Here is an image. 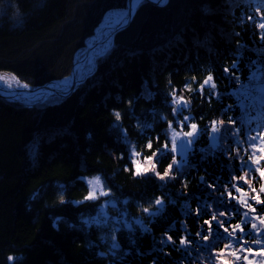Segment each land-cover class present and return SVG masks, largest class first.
Instances as JSON below:
<instances>
[{"label": "trees", "instance_id": "obj_1", "mask_svg": "<svg viewBox=\"0 0 264 264\" xmlns=\"http://www.w3.org/2000/svg\"><path fill=\"white\" fill-rule=\"evenodd\" d=\"M126 1L0 0V72L32 86L64 78L104 14ZM261 22L264 0H143L69 96L30 106L0 97V264H9V254L17 258L13 264H220L221 250L223 259L242 264L241 245L264 246L252 243L264 242V230L252 229L245 215L253 212L228 197H239L233 185L241 186L255 213L264 214L251 189L235 179L248 171L252 187L263 183L248 156L251 137L262 133L264 102L256 93L242 105L237 95L256 85L258 73L264 83ZM125 52L132 57L120 62ZM208 75L216 88L201 93ZM173 91L189 102L175 115ZM186 114L201 130L189 166L171 153L167 132L169 122L181 129L177 121ZM213 122L222 127L216 148ZM165 143L169 151L160 158L155 154ZM130 146L141 160L152 157L161 174L173 156L181 170L166 181L135 176ZM93 175L110 195L85 201V177ZM106 199L117 204L101 222H88ZM156 199L163 212L153 217Z\"/></svg>", "mask_w": 264, "mask_h": 264}, {"label": "snow or ice", "instance_id": "obj_2", "mask_svg": "<svg viewBox=\"0 0 264 264\" xmlns=\"http://www.w3.org/2000/svg\"><path fill=\"white\" fill-rule=\"evenodd\" d=\"M165 2H166V0H159V3H161V4H163ZM258 27H259V29L264 30V22L259 23ZM260 39H261V41H264V34L260 35ZM234 68H236L235 63H233V65H232V69H234ZM232 69L225 68L224 69L225 74L230 73L232 71ZM2 79H3V77L0 76V80H2ZM13 79H15V77H13ZM213 81H214L213 76L208 75V77L199 86L200 92L203 93L205 86H208V85H210V87L212 89H215L216 84ZM24 87H27V85H24ZM171 96H172L171 103L174 105V107L172 108V112L174 115L182 112L186 107H188L189 102L187 100H185V98L183 96L177 97L175 91H173L171 93ZM114 115H115L116 120L119 121L121 118L120 113L116 112ZM188 121H189V117H187V116L183 117L182 120L177 121V124L181 129H183L184 126L187 125L188 130L183 131V137L178 142L177 137L180 136V133L176 132L175 129H173V136L171 139V149H170L171 153L181 152V145H183L182 155L184 156V160H183L184 166H189L188 157L192 155V151H193L192 146L196 143V138L201 134V130L198 129V125L196 123H188ZM219 123L221 125L224 124L223 121H220ZM169 128H173L172 122H169ZM203 132H204V134H207L208 129H204ZM211 132H212L214 138L217 136V134H219L221 132V129L217 128L216 122H213ZM228 134L234 135L231 132H229ZM256 139L257 138L255 136L251 137V140L253 141L251 146L256 153H259V155H249L248 156V160L251 161V165L249 166V170L250 171L254 170L255 173L258 174L259 180L264 181V166H260L261 162H264V146L255 144ZM260 139L264 140V135H262L260 137ZM147 147L151 148L152 144L149 143L147 145ZM213 147L216 148L217 145L214 144ZM168 151H169V145H168V143H165L164 149L158 150L155 155L162 158L163 154L168 153ZM133 155L139 156L140 154L138 152H134ZM246 163H247L246 161L243 162L241 164V167L243 168ZM132 165H133V170H134L133 174L135 176H147L148 173H152L153 176L157 177L160 181H166V178H174V176H172L174 168L177 172H179L181 170L180 162L177 160V158L175 156H173L172 163H170L168 165L167 169L163 172V174H161L160 172H158L156 170V164L153 162L152 157L147 158V166H145L139 160H136V159L132 160ZM248 175H249V172L245 171L243 175L235 177V179L237 180L238 183L242 181L243 184L247 185L248 188L251 189V193H253V195H251V199L253 201H255L256 205H264V198L261 197V194L264 193V183H261L259 189L257 190V188L252 187L253 181L248 178ZM87 184H88L90 190L88 191V194L84 197L85 201L97 200V199H99L100 196H109L110 195L109 191L104 190L102 183H101V178L99 176L95 177L94 179L87 180ZM233 186L235 187V191L237 193H239L240 196L236 197V196H233V194L231 192H228L229 202L231 200H236L240 205L247 207L249 209V211L255 213L257 211V209L255 207H253V205L250 204L247 199H244V197H248L250 195V193L248 191H245V189L241 186H236V185H233ZM60 202L61 203L65 202L63 197L60 198ZM155 205L157 206L156 210L154 212L150 213V215L153 217L158 216L163 212V202L161 199H156ZM205 206L207 207V205H205ZM144 211L149 212L150 210L145 208ZM219 215L222 216V215H224V213L220 212ZM245 215H247V213H245ZM212 219L213 220L217 219V215L215 213L213 214ZM255 219L259 220L260 225H264V216H256ZM256 227H257L256 224L252 225V229H256ZM235 229H239V231L241 233L244 232V229L239 224L234 226V230ZM224 231L227 232L228 229L225 228ZM229 235L231 236L232 234L229 233ZM203 239L205 241H207L209 239V237L207 235H205L203 237ZM167 240L169 242H171L172 237L168 236ZM187 243H188V241L185 239H182L180 241L181 245H186ZM252 243L256 244V245H262V243H264V242H262L260 239H253ZM241 248L243 249V251L248 253V255L243 256V260H244L245 264H264V259H261L257 262L256 260L249 258L250 256H252V257H264V246H261L258 249H253L251 247L244 248L243 245H241ZM229 254L231 256L235 257V259L237 261H239L241 259V257L237 254V251H232ZM224 255H225L224 250H221L218 254V259L220 260V264H233L232 261H229L227 259H223L222 257H224ZM16 259L17 258H15V260Z\"/></svg>", "mask_w": 264, "mask_h": 264}, {"label": "rangeland", "instance_id": "obj_3", "mask_svg": "<svg viewBox=\"0 0 264 264\" xmlns=\"http://www.w3.org/2000/svg\"><path fill=\"white\" fill-rule=\"evenodd\" d=\"M143 0H141L137 5H136V7H135V11H136V8L138 7V5L142 2ZM147 1V0H146ZM150 2V1H149ZM167 2V1H166ZM165 2V3H166ZM152 3V2H151ZM154 4V3H153ZM164 4V3H163ZM116 9H121V10H127V1H126V6L125 7H121V8H115L114 10H116ZM113 9H111V10H108V12L109 11H112ZM107 12V13H108ZM135 14V13H134ZM106 15V13L104 14V16ZM103 16V17H104ZM131 22V21H130ZM126 28V27H125ZM96 31V28H95V30H94V32ZM118 33V32H117ZM116 33V34H117ZM115 33H114V37H115V35H116ZM87 39V38H86ZM86 39H85V42H86ZM113 41H114V38H113ZM113 41H112V43H111V46L110 47H108L107 49H106V51L104 52V54H106L109 50H111V48L113 47ZM85 51H86V43L84 44V48L82 49V51L79 53V55L76 57V59L74 60V62H73V65H72V69H73V66H74V68H75V64L77 63V61L78 60H80L84 55H85ZM127 52V51H126ZM126 52L125 53H123V58H121L119 61L121 62V61H126V57L128 56L127 54H126ZM103 54V55H104ZM103 55H101L100 57H102ZM100 57H98V59H100ZM98 59L96 60V64H97V62H98ZM79 62V61H78ZM119 62V63H120ZM117 66H118V64H114L113 65V68H111V70H110V72H112V71H116V69H117ZM95 69H96V65H95V68L92 70V72H90L88 75L87 74H85L81 79V82H79L76 86H78L79 84H81V83H84V81H86L87 80V78H89L92 74H93V72L95 71ZM0 75H2V77H4V78H10V80H11V84L13 85L11 88L13 89V88H16V87H24V85H27V87H25V89L26 88H28V87H30V88H32V87H35V86H32V85H28V84H26V83H24V82H22L21 80H19L14 74H11L10 72H6V71H3V72H0ZM13 77H15V79H13ZM71 77V82H70V84L72 83V81H73V79H74V77H75V71H73V70H71V73L69 74V75H67V76H65L64 78H61V79H66V78H70ZM256 78H257V80H258V82L256 83V85H254V84H248V85H246V86H244V87H241L240 89H239V91L237 92V95H238V97H239V99H240V103L242 104V105H244V97L245 96H249L250 98H252L253 96H255L256 97V93L258 94V95H260V97L262 98V100H263V102H264V83L263 82H261L260 81V74L258 73L257 75H256ZM61 79H58V80H61ZM55 80H57V79H53V80H51V81H49L50 82V84H51V82H53V81H55ZM49 82H46V83H49ZM49 84V85H50ZM1 86V88H4V89H6V87H4V85L2 86V85H0ZM36 86H38V85H36ZM70 86V85H69ZM38 89V88H37ZM47 89H48V87H47ZM76 89V88H75ZM74 89V90H75ZM36 90V89H35ZM57 90V89H56ZM56 90H49L50 91V93H49V95L48 96H46V97H40V98H37V99H34V100H31L30 102H23V101H21V100H18V99H15V98H11V97H9V96H2V95H0V97L1 98H4V99H6V100H9V101H12V102H18L19 104H24V105H28V106H30V105H36V104H44V103H46V102H49V101H55V100H58V99H62V98H65V97H67V96H61L60 94H59V92L58 91H56ZM73 90V91H74ZM72 91V92H73ZM71 92V93H72ZM70 93V94H71ZM69 94V95H70ZM68 95V96H69ZM253 100V99H252ZM185 116H187V114L186 115H184V117ZM188 117V116H187ZM188 123H192L191 121H190V119H189V121H188ZM173 125V124H172ZM264 125V124H263ZM260 126L259 127V129H261L260 131L263 133V131H264V126ZM216 126H217V128H220V129H222V127H221V125H217V123H216ZM173 129H175V131L176 132H179L180 133V136L179 137H177V140H178V142H179V140L183 137V130H181V129H178L177 127H175L174 125H173V128H169V126H168V129H167V132H168V135H169V137H170V139H172V136H173ZM188 130V129H187ZM187 130H185V131H187ZM262 133H259V134H256L257 135V140L255 141L256 143L255 144H257V145H261V146H263L264 145V140H261L260 139V137L262 136ZM211 142H212V144L214 145H217V144H219V143H221V140L223 139V136H222V133L220 132L219 134H217V136L214 138L213 137V134H211ZM250 147V151H251V153H252V155H259V153H256L254 150H252L253 148L251 147V146H249ZM130 148V156H131V159L133 160V159H136V160H139L142 164H144L145 166H147V159H145V160H141L138 156H134L133 155V153L134 152H136V150H135V148L133 147V146H130L129 147ZM182 152H183V145H181V152H177L176 154L177 155H179L180 157H181V160H182V158H183V160H184V156L182 155ZM180 160V161H181ZM179 161V162H180ZM154 162V161H153ZM264 166V165H263ZM97 176H99L100 178H101V176L100 175H93V176H87V177H85V181L87 182V180H89V179H94L95 177H97ZM101 183H102V186H103V188H104V185H103V181H102V179H101ZM263 183H264V181H263ZM89 190H90V188H89ZM104 190H105V188H104ZM106 191V190H105ZM244 199H246V197H244ZM117 203H116V201H113V200H109V199H106V200H104L103 202H102V204H101V206H100V209H99V212L93 217V219L92 218H88L87 220H88V222H101L103 219H105L107 216H108V206L109 205H116ZM120 212H121V209H120ZM123 213H125V211H123ZM245 213H247V217H249L251 220H252V222L254 223V224H256V228L258 229V230H264V225H260V223H259V220H257V219H255V217L256 216H264V214H257V213H250L249 214V212H245ZM244 255H248V253H245ZM250 259H254V260H256L257 262L259 261V260H261V259H264V257H252V256H250L249 257ZM243 260V259H242ZM239 264L241 263V262H238ZM242 264H245V262H244V260H243V262H242Z\"/></svg>", "mask_w": 264, "mask_h": 264}, {"label": "bare ground", "instance_id": "obj_4", "mask_svg": "<svg viewBox=\"0 0 264 264\" xmlns=\"http://www.w3.org/2000/svg\"><path fill=\"white\" fill-rule=\"evenodd\" d=\"M137 1L138 0L133 1V7L136 5ZM125 15L126 9H113L112 11H109L97 25L96 31L87 37L85 42V54L87 55H84L85 57L80 61L78 60L79 62L77 61V63L75 64V80L79 81L85 74L92 72V70L95 68V62L98 57L103 55L106 49L111 46L114 38V25L121 20L123 21L125 19ZM131 57V55L127 56L126 62H128ZM70 82L71 77L61 80L57 79L51 82V84L49 83L50 88L48 89L47 87H40L36 90H14L11 88L13 85L11 84L10 78L6 79L3 77V79L0 80V85H4L6 89L0 87V94L21 100L23 102H30L31 100L48 96L51 90L65 89L70 85ZM92 87L93 86L91 85L90 87H88V89Z\"/></svg>", "mask_w": 264, "mask_h": 264}, {"label": "water", "instance_id": "obj_5", "mask_svg": "<svg viewBox=\"0 0 264 264\" xmlns=\"http://www.w3.org/2000/svg\"><path fill=\"white\" fill-rule=\"evenodd\" d=\"M133 1L134 0H127V10H126V15H125V19L122 21H120V22H118V23H116L115 25H114V33L116 34L117 32H119L120 30H122V29H124L125 27H127L128 25H129V23H130V21L132 20V18H133V16H134V13H135V7H136V5L141 1V0H138L137 2H136V5L133 7ZM147 1H150V2H152V3H154V4H161V3H159V0H147ZM167 1V0H166ZM108 12V11H107ZM106 12V13H107ZM87 54H85V56H86ZM85 56H83L82 58H84ZM82 58L80 59V60H82ZM79 60V61H80ZM73 71H74V66H73V69H72ZM89 74V73H88ZM87 74V75H88ZM76 78L74 77V79H73V81H72V83L70 84V86H68L67 88H65V89H57L56 91H58L59 92V94L61 95V96H68L74 89H75V86L79 83V82H81V80L82 79H80L79 81H77V80H75ZM50 83V82H49ZM49 83H45V84H42V85H38V86H35V87H32V88H30V87H28V88H23V87H16V88H13L14 90H35V89H37V88H40V87H48V88H50V85H49ZM1 87V86H0ZM0 95H2V94H0ZM3 96V95H2Z\"/></svg>", "mask_w": 264, "mask_h": 264}, {"label": "clouds", "instance_id": "obj_6", "mask_svg": "<svg viewBox=\"0 0 264 264\" xmlns=\"http://www.w3.org/2000/svg\"><path fill=\"white\" fill-rule=\"evenodd\" d=\"M15 256L13 254H9L8 255V261H9V264H13V262L15 261Z\"/></svg>", "mask_w": 264, "mask_h": 264}]
</instances>
